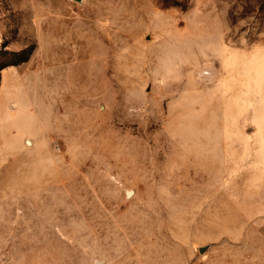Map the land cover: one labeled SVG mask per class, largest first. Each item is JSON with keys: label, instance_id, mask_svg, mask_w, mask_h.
Returning <instances> with one entry per match:
<instances>
[{"label": "rangeland", "instance_id": "rangeland-1", "mask_svg": "<svg viewBox=\"0 0 264 264\" xmlns=\"http://www.w3.org/2000/svg\"><path fill=\"white\" fill-rule=\"evenodd\" d=\"M98 262L264 264V0H0V264Z\"/></svg>", "mask_w": 264, "mask_h": 264}, {"label": "water", "instance_id": "water-1", "mask_svg": "<svg viewBox=\"0 0 264 264\" xmlns=\"http://www.w3.org/2000/svg\"><path fill=\"white\" fill-rule=\"evenodd\" d=\"M129 195H131V193H129ZM97 264H102V263L98 262Z\"/></svg>", "mask_w": 264, "mask_h": 264}, {"label": "bare ground", "instance_id": "bare-ground-1", "mask_svg": "<svg viewBox=\"0 0 264 264\" xmlns=\"http://www.w3.org/2000/svg\"><path fill=\"white\" fill-rule=\"evenodd\" d=\"M30 143H31V141L28 142V144H30Z\"/></svg>", "mask_w": 264, "mask_h": 264}]
</instances>
